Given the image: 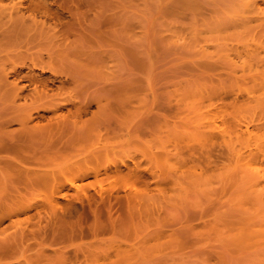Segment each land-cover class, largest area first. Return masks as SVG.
Here are the masks:
<instances>
[{
	"label": "rangeland",
	"instance_id": "obj_1",
	"mask_svg": "<svg viewBox=\"0 0 264 264\" xmlns=\"http://www.w3.org/2000/svg\"><path fill=\"white\" fill-rule=\"evenodd\" d=\"M206 1L215 6L212 16L161 15L158 0L46 1L54 18L38 19L69 29L59 43L45 32L19 52L44 60L52 53L51 67L75 76L61 77L68 88L54 103L71 109L89 97L105 103L106 90L116 86L121 111L108 127L100 117L99 130H107L112 146L102 155L100 149L99 159L45 164L65 184L58 196L49 190L19 196L17 202L33 207L0 223V264H264V239L242 233L264 231V108L257 104L264 101V74L253 79L228 65L204 66L224 46L202 25L236 11L223 0ZM236 57L230 56L240 64L249 55ZM17 70L25 98L15 107L29 106L35 86L40 89L30 75L55 78L30 62ZM59 79L48 82L49 95ZM4 102L0 95V109ZM39 114L41 124L52 116ZM113 163L124 179L103 174ZM134 167L143 181L125 176ZM82 170L102 171L96 179L80 178Z\"/></svg>",
	"mask_w": 264,
	"mask_h": 264
},
{
	"label": "bare ground",
	"instance_id": "obj_2",
	"mask_svg": "<svg viewBox=\"0 0 264 264\" xmlns=\"http://www.w3.org/2000/svg\"><path fill=\"white\" fill-rule=\"evenodd\" d=\"M46 1L47 0H0V95L2 99H5V107L0 109V114L2 116L0 117V213L3 212L0 214V223L6 218L11 219L14 216H18L20 212L25 213L32 209V205L24 206L25 203L23 204L22 202L21 204V201H19L20 203L17 202V200H20V195L33 193L35 191L40 192V190H49L51 196H58L61 191L66 188L65 184L59 182L54 173L48 169L47 165H45L46 163L60 159L65 161L68 158H75L73 164H80L81 159L87 158L89 162L92 160L91 157L97 159L98 156L100 157V155H102L103 149H105L103 152L109 151L107 148H111L112 138L108 135L107 130L103 133L99 130L100 117H103L108 127L111 124L112 117L115 118L121 111L117 95L118 87L116 86L106 90L107 96L105 98V103L102 102L99 97H89L83 101L72 102L70 104V106L72 105V109L68 108V103H54L55 98L61 96V92L68 88L64 82L74 81L75 76L66 71L54 70V68L51 67V65L54 64L52 53L46 55L48 60H44L41 55L28 57L19 52V48L25 49L45 32L46 34L51 32L50 38L56 39V42L59 43V41L62 40L60 38L62 37V32L69 29V27L57 29L56 26H52L46 20L38 19L39 14L46 19L54 18V14H52L53 11L50 12V6H47ZM223 1L228 3L230 8L236 9V11L233 15L223 19V21H214L202 25L205 31L215 34L214 36H216V39L219 41L223 40L221 45L224 46V52L218 55V60L207 62L204 66L209 68L220 66L221 68L222 66L228 65V67L230 66L237 70L241 69L243 72H249L248 74H250L253 79H255L257 75L263 76L264 0ZM140 2L145 3L146 0H135V4ZM158 2L160 3L158 5V13L161 15L183 14L182 16H186L191 14V16H193L197 14L201 15L204 11L206 15L209 13L212 16L215 13V6L211 5L210 2H205V0H158ZM58 4H60V1ZM63 4H65V2ZM65 11L69 10L65 9ZM67 25L69 24L67 23ZM167 30L171 34L178 35L179 27L171 26L168 27ZM32 32H34V34H32ZM214 36L213 39H215ZM209 37L211 36H208V39H210ZM227 42L229 43L227 44ZM14 47H17L18 51H16ZM63 54L64 52H58L55 56L62 58L65 57ZM233 54L235 57L237 56L236 58H240L242 54L249 55V58L237 64V61L233 62V59L230 58ZM213 57L212 54L205 55V59H212ZM27 60L30 62L32 68H39L41 72H49V74L55 78L52 80L49 78L40 79V76H29L27 73L29 76L28 80L30 81L28 82L39 84L40 89H38L37 85L35 86L29 106L24 104L25 101L21 104L22 106L19 104L15 107L13 105L16 100L24 97L22 95L24 86H18V82L24 77L18 76L19 71L17 67L26 66L27 63H29ZM56 60H58V58ZM62 60L64 59L62 58ZM9 63L11 66L7 68L6 65ZM10 76H15L13 81H8ZM61 77H65L66 80H61ZM56 78H60L59 81H62V83L60 86L57 85L56 93L49 95L47 93V88L50 87L48 82L50 80L53 82ZM216 93L217 92L213 93L211 96H215ZM223 96L224 95L221 97ZM238 99V96H235L234 102L235 100L238 101ZM210 100H212V98H209V101ZM262 100L261 102L259 100L260 104H257L260 105L261 108H264V101ZM93 104L96 105V110L90 111ZM62 107L67 108L65 114L60 112ZM40 111L51 112L52 114L44 124H41L40 120H38L44 118L43 115L39 114ZM34 113L36 114L35 116ZM87 114H90L88 115L89 117H85L86 119H84L83 117ZM13 123H17L19 127L16 129L9 128ZM83 144L87 148V145L90 144V150H88L89 148H84L85 151L88 150L89 152L86 155L87 157L83 155L85 154L82 148V146H84ZM63 161H59V163L64 164L65 162L63 163ZM112 166L113 169L104 167L103 174L106 176H121V170L114 163ZM137 170L138 168L134 167L131 171H128L130 173L125 176L133 178V180L135 179L136 181H143L145 179L144 173L140 174L141 172L138 173L139 171L137 172ZM90 171L91 170L80 171L79 177L87 178L92 174L97 179L102 170ZM144 172L149 174V170L147 169H144ZM121 179H124V177ZM123 181H126V178ZM66 184H68L70 188L78 189L72 182H67ZM10 202H17L18 204L16 203L12 206ZM53 202L51 201L50 203L52 204ZM51 204L50 206L52 207L53 204ZM130 205L131 204H129V206ZM57 206L59 207L58 204ZM242 233H244V236L248 237L250 235L256 236L258 240L264 239V231L249 230L248 232ZM251 242L249 241L248 244H244V246L249 247ZM258 246H260V244H258ZM253 247H257V243L250 246V248Z\"/></svg>",
	"mask_w": 264,
	"mask_h": 264
}]
</instances>
